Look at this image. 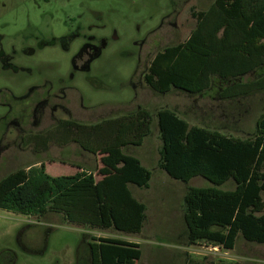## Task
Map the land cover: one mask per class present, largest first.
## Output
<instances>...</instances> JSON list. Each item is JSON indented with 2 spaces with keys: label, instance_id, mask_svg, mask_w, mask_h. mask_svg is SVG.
<instances>
[{
  "label": "rangeland",
  "instance_id": "374dc122",
  "mask_svg": "<svg viewBox=\"0 0 264 264\" xmlns=\"http://www.w3.org/2000/svg\"><path fill=\"white\" fill-rule=\"evenodd\" d=\"M214 1L0 0V180L43 163L51 177L72 176L81 168L98 181L100 156L51 139L43 150L33 138L46 137L61 121L92 125L137 109L152 115L143 144L124 149L151 173L147 190L130 187L148 214L139 235L91 230L53 213L38 218L0 210V256L10 249L17 255L14 264H82L89 258L88 243L119 239L140 245L136 264H264V245L247 243L240 235L232 251L205 243L189 246L183 196L188 188L212 185L200 177L187 184L175 181L157 168L161 142L154 116L159 110L174 112L190 127L245 139L254 134L264 109V90L221 100L218 94L230 83L215 78L210 90L197 96L178 90L159 95L144 82L154 56L185 42L196 24L192 13L206 11ZM87 43L98 55L88 68H72V58ZM263 76L258 70L237 82ZM59 90L63 99L50 102L62 109L51 113V104L35 105L38 94L59 95ZM219 189L233 191L234 184ZM20 235L25 249L18 245Z\"/></svg>",
  "mask_w": 264,
  "mask_h": 264
},
{
  "label": "trees",
  "instance_id": "16d2710c",
  "mask_svg": "<svg viewBox=\"0 0 264 264\" xmlns=\"http://www.w3.org/2000/svg\"><path fill=\"white\" fill-rule=\"evenodd\" d=\"M192 16L196 24L187 40L152 59L144 75L147 87L159 95L178 90L197 96L210 90L215 78L230 83L218 94L221 100L263 91L264 76L237 81L264 71V0H215ZM154 117L161 142L157 168L175 181L187 184L200 177L212 185L188 188L183 196L188 245L232 251L239 235L247 243L264 245V109L254 134L245 139L190 127L170 110H159ZM151 124L152 115L144 109L92 125L59 122L46 137L33 140L43 150L51 139L100 156L101 179L81 168L72 176L51 177L43 163L18 170L0 180V210L38 218L53 213L91 230L139 235L146 206L130 187L147 190L151 173L124 149L140 147ZM229 181L233 191L219 189ZM87 247L89 258L82 264H136L141 258L139 244L119 239H99Z\"/></svg>",
  "mask_w": 264,
  "mask_h": 264
},
{
  "label": "flooded vegetation",
  "instance_id": "af4514ba",
  "mask_svg": "<svg viewBox=\"0 0 264 264\" xmlns=\"http://www.w3.org/2000/svg\"><path fill=\"white\" fill-rule=\"evenodd\" d=\"M99 50H97L96 48H94L92 45L90 44H85L83 45L78 52L75 54V56L72 58L71 64H72V68H88L89 63L98 55ZM0 58L2 59V56L0 55ZM81 66V67H79ZM7 66L5 65L4 68H6ZM3 68V69H4ZM59 95L61 96L64 92L62 90H59ZM58 94H53V95H49L48 93H40L38 94V97L36 98V102L35 105H39V106H49V104H51V113H54L58 108L62 109V106L58 103H54L50 102L51 100H57V99H63V96L59 97ZM39 99V100H38ZM36 111V109H35ZM4 160L2 162H0V172L3 171L4 172ZM36 166H28L25 169L29 170L31 168H34ZM18 171V170H17ZM23 231V230H22ZM23 234V233H22ZM21 237V235L18 237V245L20 248H27V246L25 244H23V242H21L19 240V238ZM17 259V255L14 251H11L10 249H4V255L2 254L0 256V264H14L16 262Z\"/></svg>",
  "mask_w": 264,
  "mask_h": 264
},
{
  "label": "crops",
  "instance_id": "0c3cea01",
  "mask_svg": "<svg viewBox=\"0 0 264 264\" xmlns=\"http://www.w3.org/2000/svg\"><path fill=\"white\" fill-rule=\"evenodd\" d=\"M44 167H45V170H46V166H45V164H44ZM46 172V171H45ZM147 210V209H146ZM148 221V214H147V212H146V222ZM153 223V222H152ZM137 244V243H136Z\"/></svg>",
  "mask_w": 264,
  "mask_h": 264
}]
</instances>
